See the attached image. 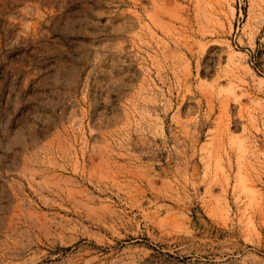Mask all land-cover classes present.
<instances>
[{
    "label": "rangeland",
    "instance_id": "374dc122",
    "mask_svg": "<svg viewBox=\"0 0 264 264\" xmlns=\"http://www.w3.org/2000/svg\"><path fill=\"white\" fill-rule=\"evenodd\" d=\"M0 264H264V0H0Z\"/></svg>",
    "mask_w": 264,
    "mask_h": 264
}]
</instances>
